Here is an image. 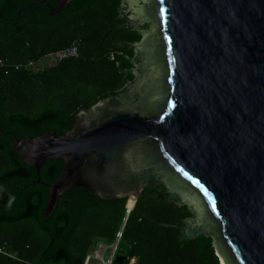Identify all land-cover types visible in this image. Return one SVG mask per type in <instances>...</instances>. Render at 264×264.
I'll return each mask as SVG.
<instances>
[{"label":"water","instance_id":"obj_1","mask_svg":"<svg viewBox=\"0 0 264 264\" xmlns=\"http://www.w3.org/2000/svg\"><path fill=\"white\" fill-rule=\"evenodd\" d=\"M119 17L141 34L132 80L62 135L7 132L37 176L64 160L44 218L72 187L136 202L158 180L195 214L160 225L212 237L221 264H264V0H121Z\"/></svg>","mask_w":264,"mask_h":264},{"label":"trees","instance_id":"obj_2","mask_svg":"<svg viewBox=\"0 0 264 264\" xmlns=\"http://www.w3.org/2000/svg\"><path fill=\"white\" fill-rule=\"evenodd\" d=\"M120 1L71 0L51 14L56 0H0V264H84L100 243L115 241L122 225L116 254L123 259L111 264H130L131 258L132 264H221L212 237L182 239V228L160 225L184 224L195 214L158 180L144 185L136 202V194L127 202L72 187L44 218L49 185L64 160L45 161L37 176L7 133L62 135L82 108L117 94L133 78L128 43L141 34L119 17ZM70 45L78 56L27 65ZM126 202L130 208L135 202L128 213Z\"/></svg>","mask_w":264,"mask_h":264},{"label":"built area","instance_id":"obj_3","mask_svg":"<svg viewBox=\"0 0 264 264\" xmlns=\"http://www.w3.org/2000/svg\"><path fill=\"white\" fill-rule=\"evenodd\" d=\"M76 56H78V50L76 45H70L56 51L48 52L38 60H30L28 61L27 65L30 67L41 68L43 67L45 61H60L65 58L76 57ZM130 210L131 209L127 208V211ZM122 227L119 229V231H117L115 241L112 244L106 245L100 243L96 248L92 249L91 252L87 255L84 264H89L92 259L99 261L101 264H111V262L114 260V257L117 255L116 248L119 239L122 236ZM134 260L135 258H131L130 264H132Z\"/></svg>","mask_w":264,"mask_h":264},{"label":"rangeland","instance_id":"obj_4","mask_svg":"<svg viewBox=\"0 0 264 264\" xmlns=\"http://www.w3.org/2000/svg\"><path fill=\"white\" fill-rule=\"evenodd\" d=\"M148 26V24H145V27H147ZM188 207H190V206H188ZM92 260H94V259H92Z\"/></svg>","mask_w":264,"mask_h":264},{"label":"flooded vegetation","instance_id":"obj_5","mask_svg":"<svg viewBox=\"0 0 264 264\" xmlns=\"http://www.w3.org/2000/svg\"><path fill=\"white\" fill-rule=\"evenodd\" d=\"M131 80H132V79H131ZM131 80H130V81H131ZM130 81H129V82H130ZM129 82H128V83H129ZM128 83H127V84H128Z\"/></svg>","mask_w":264,"mask_h":264}]
</instances>
